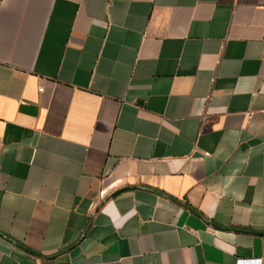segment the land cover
I'll list each match as a JSON object with an SVG mask.
<instances>
[{"label": "crops", "instance_id": "crops-1", "mask_svg": "<svg viewBox=\"0 0 264 264\" xmlns=\"http://www.w3.org/2000/svg\"><path fill=\"white\" fill-rule=\"evenodd\" d=\"M0 264H264V0H0Z\"/></svg>", "mask_w": 264, "mask_h": 264}, {"label": "built area", "instance_id": "built-area-1", "mask_svg": "<svg viewBox=\"0 0 264 264\" xmlns=\"http://www.w3.org/2000/svg\"><path fill=\"white\" fill-rule=\"evenodd\" d=\"M43 90H44L43 88H40V89H39V92L42 93ZM206 118H207V117L205 116L204 119H203L202 130H204V128H205V126H206Z\"/></svg>", "mask_w": 264, "mask_h": 264}]
</instances>
